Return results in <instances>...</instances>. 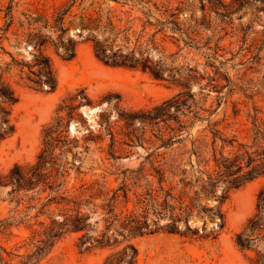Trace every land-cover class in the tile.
Returning a JSON list of instances; mask_svg holds the SVG:
<instances>
[{"label": "rangeland", "instance_id": "rangeland-1", "mask_svg": "<svg viewBox=\"0 0 264 264\" xmlns=\"http://www.w3.org/2000/svg\"><path fill=\"white\" fill-rule=\"evenodd\" d=\"M156 2L167 12L159 16L151 4L154 18L171 23L156 34L158 50L150 48L147 53L152 63H164L166 80L140 69L105 65L86 40L87 29L79 19L98 10L123 18L121 28L133 18L131 42L139 34L141 42L149 39L159 27L146 24L142 29L146 15L131 2L0 0V26L7 6L12 7L10 32L16 36L9 35L10 41L3 45L17 61L31 62L33 45L26 42L27 33L52 40L60 34L53 30L55 19L67 9L64 39L75 42L70 60H63L49 42L43 48L56 79L54 90L34 89L17 69L7 76L17 102L6 106L14 132L0 143V172L34 163L43 148L45 129L62 117L69 142L60 159L67 172L62 190L76 200H89L81 209L87 216L86 229L64 233L42 252L36 241L43 227L27 226L35 219L0 229V264H102L130 246L136 251L134 264H255L264 255V239L260 240L264 232L251 248L241 249L235 242L256 212L264 175L229 191L219 205L222 185L213 196L199 192L200 179L206 178L199 171L213 172L214 163L198 166L192 153L193 144L202 143V155L210 157L211 127L219 132L217 154L227 157L238 144H251L254 126L264 128V4L262 0ZM3 60L9 62L10 57L4 55ZM184 91L200 107L199 119L185 117L183 109L171 106L167 117L145 120L154 107ZM73 96L77 107L68 117L64 107ZM95 106L100 110L87 112ZM130 119L134 123L128 127ZM232 139V147L222 142ZM195 191L198 197L191 200ZM33 203L17 206L10 202L7 189H0V221L21 218ZM158 204L166 209L160 210ZM64 208L51 206L58 222ZM28 212L33 217L36 210ZM38 221L49 225L45 216ZM102 234L110 239L108 246L89 240L80 244L82 235L99 239ZM127 253L132 250L127 248Z\"/></svg>", "mask_w": 264, "mask_h": 264}, {"label": "trees", "instance_id": "trees-1", "mask_svg": "<svg viewBox=\"0 0 264 264\" xmlns=\"http://www.w3.org/2000/svg\"><path fill=\"white\" fill-rule=\"evenodd\" d=\"M113 1L121 4L131 2L132 5L139 6V9L144 11L147 18L142 29L145 28L146 24L157 25L159 29L143 42L140 41L142 38L141 34L136 36L135 40L131 42L128 32L131 29L133 18L128 21L124 28H121L123 18L116 17L110 10L106 13L98 10L88 17L82 16L79 19L80 24L83 29H87L86 40L91 42L94 57L111 67L140 69L143 72H148L155 79L166 80L169 75H165L164 63L161 61L152 63L147 51L150 48L158 50L156 34L163 29L165 24L171 23L168 20L161 19V17L154 18V12L151 10L150 5L154 6L155 12L159 16L165 15L167 10L163 5H159L156 0ZM262 2L264 4V0ZM67 12L68 9L57 13L53 30L60 32V34L55 39L52 40L50 36H42L39 33H27L26 42H30L33 45L32 59L29 63L17 61L4 48L3 42L10 41L9 35L16 36V34L10 32L14 16L11 5L7 6L3 16L5 21L0 26V143L14 132V127L9 120V110L6 109V106H11L17 102L14 90L7 80V76L12 73V70L17 69L20 78L36 90L42 89L43 86H46L48 90H54L56 79L50 60L44 54L43 48L49 42L63 60H70L75 56V42L70 38L64 39L65 30L62 24ZM151 17L154 18V24L150 21ZM21 26L20 24L19 27ZM15 42L17 45V37H15ZM4 55L10 57L9 62L3 60ZM25 67L27 71H24ZM81 96L85 102L89 103L87 98L83 97V95ZM75 100L76 96L70 97L68 99L69 104L64 107L68 117H71L72 112L77 107L74 104ZM171 106H175L176 110L183 109L182 112H185L183 113L185 117H190L194 120L200 118V107L193 102L189 92L184 91L163 102L160 106L154 107L146 115L145 120L152 122L167 117L168 109ZM63 121L64 118L58 117L52 125L45 129L43 148L36 156L34 163L25 166L15 164L6 173L0 172V189H7L10 202H14L17 206L24 203V201H27L28 204L34 202L27 207L21 218H13L8 223L0 221V229L26 223L31 218L35 219L33 224H28L27 226L30 227L36 224L43 227L42 231L37 233L39 236L36 241L38 252L51 247L54 241L64 233L80 232L86 229L87 216L81 212V209L84 205L89 204V200H76V198L66 195V191L62 190L67 172L60 159L64 149L69 144L63 135L66 129ZM128 122L127 126L129 127L134 123V119H130ZM210 132L212 134L210 157L207 159L202 155V143L193 144L192 153L197 159L198 166L207 167L210 160L214 163L215 169L213 172L205 173L204 170L199 171L200 174H204L206 177L200 179L199 192L203 193L205 197L213 196L216 188L222 185L223 188L219 200V205H221L227 198L229 191L238 189L254 178L264 175V128L260 129L254 126L251 144H238V148L232 157L224 156L221 152L217 154L214 145L216 139L220 138L218 137L219 132L213 127L210 128ZM222 142L232 147L235 140H222ZM57 151L59 152L57 153ZM199 192L195 191V198H191V200H195ZM52 205L65 207L61 211L62 213L60 212V222L54 218V212L51 210ZM158 208L162 211L166 209L161 204H158ZM169 208L172 212L173 208L171 206ZM31 209L36 210L33 217L28 215V211ZM184 209H188V207L184 206ZM215 214L222 219V214L219 210L215 211ZM41 216L49 219L48 226H45L44 221H38ZM262 232H264V186L257 194L256 212L249 218L244 229L237 234L235 242L241 249L251 248ZM263 239L264 234L260 236V240ZM88 240L90 244L94 242L100 247H105L109 245L110 239H106L105 234H102L99 239H90L86 235H82L79 238L81 245H84ZM127 248L132 250V254L127 253ZM127 248L122 252L109 255L102 264H134L136 251L131 246ZM255 264H264L263 254L259 255Z\"/></svg>", "mask_w": 264, "mask_h": 264}, {"label": "water", "instance_id": "water-1", "mask_svg": "<svg viewBox=\"0 0 264 264\" xmlns=\"http://www.w3.org/2000/svg\"><path fill=\"white\" fill-rule=\"evenodd\" d=\"M98 110H100V106L89 107V108L87 109V112H88V113H92V112H94V111H98Z\"/></svg>", "mask_w": 264, "mask_h": 264}]
</instances>
